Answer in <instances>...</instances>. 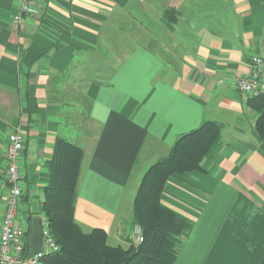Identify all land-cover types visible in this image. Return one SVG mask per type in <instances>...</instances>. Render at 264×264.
<instances>
[{
	"label": "crops",
	"instance_id": "0c3cea01",
	"mask_svg": "<svg viewBox=\"0 0 264 264\" xmlns=\"http://www.w3.org/2000/svg\"><path fill=\"white\" fill-rule=\"evenodd\" d=\"M17 14L0 0V189L11 133L26 137L28 206L68 139L85 152L76 221L128 248L140 183L180 136L207 120L244 131L233 79L264 55V0H32L19 29ZM223 132L203 172L165 187L162 205L192 224L174 264H264V145Z\"/></svg>",
	"mask_w": 264,
	"mask_h": 264
},
{
	"label": "trees",
	"instance_id": "16d2710c",
	"mask_svg": "<svg viewBox=\"0 0 264 264\" xmlns=\"http://www.w3.org/2000/svg\"><path fill=\"white\" fill-rule=\"evenodd\" d=\"M247 103L257 113L254 129L264 145V97L248 98ZM223 129L221 122L204 121L180 136L170 153L148 169L135 196L132 214L133 223L143 227L144 241L128 248L111 246L107 232L101 228L84 232L76 221L75 201L85 152L76 143L58 137L48 162L50 178L40 215L48 219L60 250L46 255L42 264H174L192 224L162 205L165 187L171 179L203 172L205 159L221 147ZM26 210V221L31 226L34 216L29 208ZM30 236L29 228L26 255L32 254Z\"/></svg>",
	"mask_w": 264,
	"mask_h": 264
},
{
	"label": "built area",
	"instance_id": "2783aa9c",
	"mask_svg": "<svg viewBox=\"0 0 264 264\" xmlns=\"http://www.w3.org/2000/svg\"><path fill=\"white\" fill-rule=\"evenodd\" d=\"M32 0H17L18 14L12 24L16 29L22 27L24 14L30 12ZM223 80H221L222 82ZM234 88L247 100L251 97H264V55L251 57L250 73L247 76H236ZM25 134L15 131L9 135L7 147L6 194L0 189V264H42L46 255L56 253L60 246L51 233L48 219L41 215L42 248L38 253L26 255L25 237L31 226L22 216V183L21 161L25 149ZM143 230L137 227L131 237V243L138 247L144 241Z\"/></svg>",
	"mask_w": 264,
	"mask_h": 264
},
{
	"label": "rangeland",
	"instance_id": "374dc122",
	"mask_svg": "<svg viewBox=\"0 0 264 264\" xmlns=\"http://www.w3.org/2000/svg\"><path fill=\"white\" fill-rule=\"evenodd\" d=\"M13 19H12V21H13ZM250 113H252V118H251V114ZM249 115H250V117H249ZM256 116H257V113L249 107L248 117H243L242 116L241 117L242 121L241 122L237 121L238 127L242 128L244 131L240 132V130H236L233 127L235 122L233 120H227V123H229V126H228L227 131L224 130L223 134H226V132H227L225 137L229 138L232 135L234 136V135H238V134H242L243 133L246 137H249V138H252V139L255 140L257 138L256 132H255V129H254V125H255L254 121L256 119ZM252 124H253V126H252ZM28 207L30 209L31 214L34 217L38 216V214H40V212H41V201H40V199L39 198H32L30 206H28V204H26V203H25V205L22 204V210L23 209L26 210ZM24 210H23V212H24ZM24 216L27 217V210L23 213V217ZM132 224H133L132 235H133V233H134V231H135V229L137 227H141L142 230H143V227L140 224H134L133 222H132ZM143 235H144V232H143ZM110 243L112 244V242H110ZM130 245H133V244L131 243Z\"/></svg>",
	"mask_w": 264,
	"mask_h": 264
},
{
	"label": "water",
	"instance_id": "95a60500",
	"mask_svg": "<svg viewBox=\"0 0 264 264\" xmlns=\"http://www.w3.org/2000/svg\"><path fill=\"white\" fill-rule=\"evenodd\" d=\"M42 227L41 219L36 217L32 220L31 223V236L29 239V246L33 254L38 253L42 248Z\"/></svg>",
	"mask_w": 264,
	"mask_h": 264
}]
</instances>
